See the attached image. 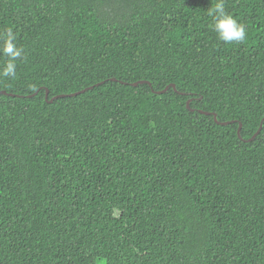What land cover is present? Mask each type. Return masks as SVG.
<instances>
[{
  "label": "trees",
  "instance_id": "trees-1",
  "mask_svg": "<svg viewBox=\"0 0 264 264\" xmlns=\"http://www.w3.org/2000/svg\"><path fill=\"white\" fill-rule=\"evenodd\" d=\"M214 3L0 0V264H264V0Z\"/></svg>",
  "mask_w": 264,
  "mask_h": 264
},
{
  "label": "clouds",
  "instance_id": "clouds-1",
  "mask_svg": "<svg viewBox=\"0 0 264 264\" xmlns=\"http://www.w3.org/2000/svg\"><path fill=\"white\" fill-rule=\"evenodd\" d=\"M226 0H215L207 10L211 17L210 27L219 40L226 44L243 43L246 40V28L225 9ZM0 53L6 56L7 63L0 67V76L16 78V61L21 59L23 50L15 43L16 36L11 29L0 34Z\"/></svg>",
  "mask_w": 264,
  "mask_h": 264
},
{
  "label": "water",
  "instance_id": "water-1",
  "mask_svg": "<svg viewBox=\"0 0 264 264\" xmlns=\"http://www.w3.org/2000/svg\"><path fill=\"white\" fill-rule=\"evenodd\" d=\"M112 80H115V79L112 78ZM139 83H145V81L134 82V83H132L131 85H133V86H137ZM146 83H147V82H146ZM98 84H99V83H98ZM98 84H96V85H98ZM92 87H93V86H90V87H88V88H84V89H82V90H80V91L73 92V93H70V94H59V95H57V96L52 97L51 99H48V90H46V92H45V99H46L48 102H53V100H55V99L58 98V97L75 96V95H78V94H80V93L85 92V91L88 90V89H91ZM171 87L176 91V87H175L174 84H171ZM168 88H169V86H167L166 88H164V89L161 90V91H155V93H157V94L164 93V92H166V91L168 90ZM36 93H37V92L33 93L32 95H28V97L34 96ZM178 93H179V94H184V93H182V92H178ZM0 94L13 95V94L6 93L5 91H1ZM190 101H191V99L187 100V102H186V106H187V108H188L190 111H194V109H192V108L189 107V103H190ZM199 112H201V113H203V114H210L209 112L202 111V110H199ZM213 118H214V120H215L217 123H219V124H221V125H227V124L230 123V121H225V122H219V121H217V118H216V114H215V113H213ZM263 120H264V119H263ZM263 120L261 121L260 126H259L258 130L256 131V133H255L251 138L247 139L246 141L249 142V141L254 140V138L258 135V133L260 132V130H261V128H262V122H263ZM237 135H238V138L242 139V136H241V124H239V126H238V129H237Z\"/></svg>",
  "mask_w": 264,
  "mask_h": 264
}]
</instances>
